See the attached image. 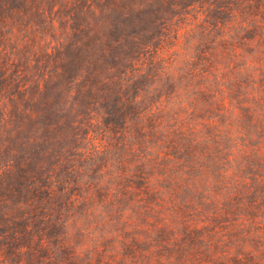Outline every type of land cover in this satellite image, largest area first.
Returning <instances> with one entry per match:
<instances>
[{
  "label": "trees",
  "instance_id": "1",
  "mask_svg": "<svg viewBox=\"0 0 264 264\" xmlns=\"http://www.w3.org/2000/svg\"><path fill=\"white\" fill-rule=\"evenodd\" d=\"M196 2L208 37L228 26L235 51L254 44L247 49L254 72L237 79L228 72L234 64L228 89L237 116L250 122L240 130L243 144L258 137L252 152L264 169V0H0V264H264V173L251 168L227 181L232 160L218 135L208 134L204 147L182 131L183 120L165 131L146 102L170 61L153 45L156 29L160 36ZM213 59L197 57L188 87L207 80L198 66ZM200 89L193 100L208 97ZM214 127L219 134L230 123ZM97 130L98 145L84 148ZM160 164L173 165L187 185L227 186L232 205L253 223L226 238L202 228L144 240L123 231L115 238L120 248L101 242L80 249L68 221L79 230L107 225L126 214L123 203L134 207L129 196L146 209ZM124 225L134 224L126 217Z\"/></svg>",
  "mask_w": 264,
  "mask_h": 264
},
{
  "label": "rangeland",
  "instance_id": "2",
  "mask_svg": "<svg viewBox=\"0 0 264 264\" xmlns=\"http://www.w3.org/2000/svg\"><path fill=\"white\" fill-rule=\"evenodd\" d=\"M192 5L194 7H191L188 13L176 15L171 26L163 29V32L161 31L163 34L160 36L159 28L156 29L153 45H157V49L160 47V53L164 55L163 58L165 60L169 58L170 61L162 62L163 68L159 71L161 75L156 78L150 89L152 92L146 96V102L149 105L152 104L156 114L162 118V121H165V131L173 128V126L178 127V121L183 120L182 131L185 134L198 137L199 145H204V147L207 145L204 138L208 134L218 135L217 139L226 147L225 153L232 160L226 170L227 181L238 171L247 175L251 168H253L252 172L264 173V169L259 168L260 170H258V158L252 152L253 147L258 145V137L250 139L248 146L243 144L244 134L240 130L244 127L249 128L250 122L248 118L242 119L237 116L238 104L235 99L231 98L228 89L232 78L228 77L227 71L234 64H236L237 69L228 72L231 75H236L237 79L244 80L249 73L254 72L255 64L251 62L252 55L247 51L254 44L245 46L242 51H235L233 49L235 42L228 39L231 35L228 26L223 30L216 28L212 34L209 33L210 37H208L201 26L204 16L201 11L197 10V2ZM180 9L181 7H177L173 11H182ZM61 32L62 30H57L55 34L52 32L54 35L53 43ZM226 39L228 40L226 41ZM47 40H51V37L48 36ZM210 54L215 55L216 60L213 59L212 63L204 61L198 66V69L205 70L207 80L195 79L192 82V84L196 82L195 88L192 90L188 84L191 82L189 73L194 66L193 64L198 56L204 57L210 56ZM166 72L169 73V76ZM225 73L226 75H224ZM150 83L147 81L146 88ZM197 89L202 90V93L208 97L193 100L192 92ZM210 89L211 91L216 89L219 91L217 94H211ZM250 89L251 86L249 85L247 91L249 92ZM157 105L158 109L155 108ZM161 106L164 109H161ZM222 107L223 110L218 111V108ZM224 108L226 114L218 116L219 112L223 113ZM215 118L216 122L213 121ZM217 120L220 124L230 123V127L218 134V130L214 127V124L219 123ZM91 135L92 137L94 135L92 143L89 141ZM100 138L101 134L97 130L88 134L81 145L84 148H89L92 144L98 145ZM260 148L263 151L264 143ZM254 149L257 150L258 148L255 147ZM234 156H236V160ZM88 162L90 163V161ZM240 162L245 163L242 170H239ZM173 168V165L165 167L164 164H160L154 169L151 176V187L148 195H146L145 204L148 205L146 209L141 207L142 203L131 201L129 199L131 196H129L125 200L134 205L136 212L128 213L129 209L134 207L123 203L122 207L126 214L118 220L113 219L107 225H97V223L90 226L85 225L83 229L87 228V230L84 232L83 229H78L79 225L73 227L72 221L69 220L68 231L74 237L75 244L82 247L80 249L91 248L101 242L107 243L109 247L116 245L120 248V242L116 241L115 238L118 233L123 231L135 232L139 239L144 240L157 236L159 233L168 235L172 231L180 232L191 228H202L204 234L209 233L214 236L216 234L218 237L226 238L229 234L241 232L244 228L243 225L253 223L250 218L243 214L242 207L238 206L236 209V206L232 205L229 195L231 189L227 190V186L225 187L221 183L212 185L204 181L199 184L187 185L183 178L179 177V173L172 171ZM110 176L105 175L104 181H108ZM226 185L229 188L231 183L227 182ZM230 194L233 195V192ZM126 217H129V222L133 223V226L124 225ZM121 227L123 230H120ZM111 228H113L112 231L114 228H118L112 236L107 234ZM103 235L104 238H102Z\"/></svg>",
  "mask_w": 264,
  "mask_h": 264
}]
</instances>
